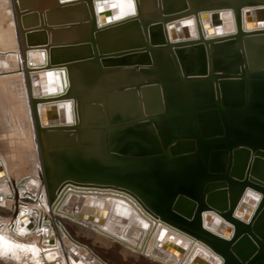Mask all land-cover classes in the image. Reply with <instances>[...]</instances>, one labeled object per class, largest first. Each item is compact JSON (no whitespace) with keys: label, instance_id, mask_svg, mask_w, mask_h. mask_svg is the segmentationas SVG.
<instances>
[{"label":"bare ground","instance_id":"1","mask_svg":"<svg viewBox=\"0 0 264 264\" xmlns=\"http://www.w3.org/2000/svg\"><path fill=\"white\" fill-rule=\"evenodd\" d=\"M259 60L264 0H0V264H264V212L259 237L247 227L263 206L264 149L238 143L264 139V71L248 65ZM184 105L200 111L147 119ZM133 115L147 121L121 132L144 143L189 131L176 151L208 142L190 196L165 209L113 186L49 175L46 187L40 143L108 141L98 124ZM219 147L225 177L203 181Z\"/></svg>","mask_w":264,"mask_h":264},{"label":"water","instance_id":"2","mask_svg":"<svg viewBox=\"0 0 264 264\" xmlns=\"http://www.w3.org/2000/svg\"><path fill=\"white\" fill-rule=\"evenodd\" d=\"M252 39V38H251ZM260 60L256 62V66L253 64H248L250 67L257 68V72L264 71V65L257 66L261 64ZM246 69L243 73L251 74L252 72ZM251 72V73H250ZM147 81V80H145ZM208 81V80H206ZM235 81V80H234ZM118 92L113 91L112 94ZM243 94V92H241ZM244 97L241 101H244ZM213 105L211 103H203L200 106ZM242 102H233L231 106L232 109H236L241 106ZM198 107V106H197ZM197 109V108H196ZM187 110L186 106L178 109L176 115L175 113L163 114V110L155 117L147 119H155L157 123L161 126H166V124L172 118H180L184 113L193 114L200 110ZM182 110V111H181ZM145 116L133 117L126 120H115L112 122H104L103 124H98L102 126L104 136L106 134H111L113 131L112 139L108 141L103 138L99 141L82 140V141H72L68 142L67 146L60 147L57 143H40L39 148V159L43 163L44 182L46 187L50 185L49 175L55 177V184L60 182H76L78 184H93L101 186H113L118 187L123 190H127L142 199L146 203L150 202L156 207H166L176 199V197L190 196V167L192 164L200 163L203 158L204 149H206L207 143L202 144L197 139H195V144L198 143L200 151L194 148H182L183 150L176 151V148L181 145L182 139L190 138V131L186 135H179L177 132L173 134V139L170 142H160L156 138H152V143H144L140 138H137L132 132L123 131V129H129L136 127V121H147ZM207 121V118H203L202 121ZM93 124H82L81 130L89 129V126ZM188 129L190 126L187 127ZM45 134V139H51L53 135H58L52 132V134ZM71 134V133H69ZM234 134V131H233ZM253 132L248 131L238 142L243 144L242 150L252 149L261 150L264 149V139L255 141L252 137ZM110 135V136H111ZM185 136V138H181ZM216 138V137H213ZM205 141V140H202ZM212 143V142H211ZM57 144V145H56ZM213 147L215 143H212ZM230 147H219L213 152L212 162L207 166V170H201L198 174H201L203 181L205 178H209L213 172L217 171L216 174H222L224 177L225 164L220 169L216 170L213 167L217 162H221L225 157V153ZM196 154V155H195ZM229 164L226 171L228 170ZM240 172L243 173L242 169ZM196 175V174H195ZM205 184V183H204ZM207 184H205L206 186ZM49 188V186L47 187ZM192 189H195L194 187ZM217 195V194H216ZM177 198V199H178ZM192 199V198H191ZM182 206L190 204L191 200L183 199ZM194 201V199H193ZM223 202V201H222ZM218 203V202H217ZM221 203V201H220ZM151 206V205H150ZM214 206V205H213ZM152 207V206H151ZM153 208V207H152ZM154 209V208H153ZM264 212V201L263 206L259 207L258 212L253 215V221L248 225V230L253 234L258 236V232L254 228L258 224V220L263 218ZM250 226V227H249ZM247 240L244 249L251 250V244L253 239L242 235L238 241L242 243ZM239 243V244H240ZM238 244V245H239ZM243 248L239 250L242 252ZM230 249L228 250L230 254ZM260 258L264 256V250H262ZM231 254H233L231 252ZM224 256L227 258L226 253ZM228 257V262H229ZM258 260V264L260 263Z\"/></svg>","mask_w":264,"mask_h":264}]
</instances>
